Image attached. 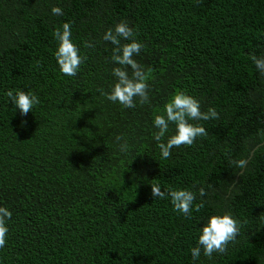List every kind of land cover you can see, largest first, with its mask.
<instances>
[{
    "label": "trees",
    "instance_id": "trees-1",
    "mask_svg": "<svg viewBox=\"0 0 264 264\" xmlns=\"http://www.w3.org/2000/svg\"><path fill=\"white\" fill-rule=\"evenodd\" d=\"M125 20L145 45L133 58L153 69L150 103L137 97L135 108L97 91L111 90L119 66L102 37ZM65 22L87 56L75 76L54 55ZM253 53L264 56V0H0V207L12 212L0 264H264V76ZM13 89L40 103L21 115ZM176 90L219 119L190 121L208 135L163 159L154 114ZM245 157L238 176L230 159ZM151 183L193 191L191 216ZM225 212L240 223L237 241L193 260L199 228Z\"/></svg>",
    "mask_w": 264,
    "mask_h": 264
},
{
    "label": "clouds",
    "instance_id": "clouds-1",
    "mask_svg": "<svg viewBox=\"0 0 264 264\" xmlns=\"http://www.w3.org/2000/svg\"><path fill=\"white\" fill-rule=\"evenodd\" d=\"M54 15H63L60 7L51 9ZM54 38L58 41V47L54 55L58 62L62 74L75 76L80 66L87 60V56L80 55V49L72 41L71 23L65 22L62 28H57L53 32ZM137 33L128 22H118L114 29L109 28L102 39L113 45L111 62L119 66L112 69V74L116 82L111 86L110 91L97 89L107 100L116 103L119 102L124 108H135L136 98H139V104L143 106L150 103L149 97V79H152V68H145L139 64L133 57L138 55L145 45L136 39ZM130 41L129 43H122ZM86 48H94L95 45L90 41H85ZM250 59L255 64L256 69L264 76V56L257 57L254 53ZM131 68L129 75L128 68ZM9 101L20 110L21 115L26 116L33 111L34 105L40 103L39 97L34 92H26L23 89L8 90L6 93ZM219 119V113L214 107H209L207 111H201L200 102L185 91L176 90L170 99L165 103L163 110H157L154 114L153 126L158 131L153 132V137L157 141V147L160 150L163 159L170 158L173 147L183 145L192 146L197 137L207 136V130L198 124L190 121H209ZM175 125L174 134L168 136L169 125ZM26 124V121H22ZM261 139L264 140V129L260 130ZM119 143V150L126 153L130 145L126 138L121 134L115 137ZM250 157L242 159H230V164L240 169L237 175H242L246 170ZM234 182H238L233 180ZM152 196L157 198L170 197L174 211L190 217L193 211V204L196 200V194L187 188H168L161 190L158 183H151ZM201 197L206 195L203 187L199 189ZM204 206L203 201L195 204V210L199 211ZM12 218V212L6 207H0V248L6 244L8 228L6 220ZM240 231V223L231 213L225 212L222 215H212L209 217L203 227L199 228L197 245L190 249L193 260L201 256V252L208 259L213 258L214 253L224 254L227 251L229 243H235Z\"/></svg>",
    "mask_w": 264,
    "mask_h": 264
}]
</instances>
